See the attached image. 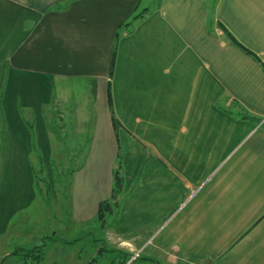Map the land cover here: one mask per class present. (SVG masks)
I'll return each instance as SVG.
<instances>
[{
  "label": "crops",
  "instance_id": "1",
  "mask_svg": "<svg viewBox=\"0 0 264 264\" xmlns=\"http://www.w3.org/2000/svg\"><path fill=\"white\" fill-rule=\"evenodd\" d=\"M67 113L92 123L80 143L54 133ZM59 147L85 150L80 233L30 264H264V0H0V239L37 198L30 157L49 175Z\"/></svg>",
  "mask_w": 264,
  "mask_h": 264
},
{
  "label": "rangeland",
  "instance_id": "2",
  "mask_svg": "<svg viewBox=\"0 0 264 264\" xmlns=\"http://www.w3.org/2000/svg\"><path fill=\"white\" fill-rule=\"evenodd\" d=\"M80 89L70 96L71 101L77 99L78 96H84V91ZM67 114L61 124L56 119H53L56 121L52 126L54 133L58 137L60 134L67 135L65 142H69V140L76 142L78 140V143H80L81 136L77 134L88 133L87 126H91L92 123L90 124V119L84 121L83 125L82 123H74V120L71 121V118H69L71 115ZM81 118L82 116L80 115ZM85 125L87 126L80 130V127ZM72 128L74 129L71 130ZM59 145L53 138L52 146L58 147ZM60 147V150L58 149L56 152L57 155H54L52 151L51 156L48 157V163L52 164V173L49 175L46 174L44 169V156L34 155L30 157L34 177L33 185L37 198L30 208L22 209L16 214L11 222L9 232L1 237L0 264H30L31 257L27 258L24 253L16 254V247L27 248V250L33 249L36 244H41V237L51 235L53 231L56 232L55 234H57L58 238L68 237L73 233H80V225H74L68 219L70 214L68 212L70 210L72 182H74L75 174L80 167V162L83 159L82 154L85 150L82 149L78 153V149L74 148L75 151L62 150ZM110 217L106 215L105 221L96 218L95 222L97 225L95 224L94 229H101L103 226L113 224L114 221H111ZM69 238L72 239V237ZM89 243L90 239L86 236L81 244V246H84L83 254L85 259L90 254L91 246ZM102 245V241L99 240L98 247L102 248ZM76 247L78 246L72 247L70 251L76 253L78 251ZM7 252L9 254L5 255ZM99 254L96 257V262L92 264H109L112 258L115 257V253L105 249Z\"/></svg>",
  "mask_w": 264,
  "mask_h": 264
},
{
  "label": "trees",
  "instance_id": "3",
  "mask_svg": "<svg viewBox=\"0 0 264 264\" xmlns=\"http://www.w3.org/2000/svg\"><path fill=\"white\" fill-rule=\"evenodd\" d=\"M142 13L139 12L135 15L134 18H137L138 16H141ZM227 36L228 38H230L231 40L233 41H236L232 35H230V33H227ZM237 43V42H236ZM246 52L250 53L247 49L243 48ZM252 54V53H250ZM113 65H114V57L112 58L111 60V70H113ZM108 101H109V105H110V109L112 108V103H111V96H109L108 98ZM112 120H113V125L115 128H117L119 126V122L116 120V118L114 117V114H113V111H112ZM115 185H114V189H113V193L111 195V199L109 200H104L100 203L99 205V209H98V218L100 220H104L105 221V217L106 215H110L112 214V212L114 211V209L116 207H118L119 205V199H118V192L120 191V186H121V178L119 177L117 171H115ZM50 237H43L41 239V244L39 245H35V247L33 249H19L18 250V253H24L25 256L27 258H30L31 257V260L33 261H39L41 258H42V255H43V250L44 248L46 247L47 245V241L49 240ZM23 250V251H21ZM30 253V255H29ZM122 264H124V260L122 261Z\"/></svg>",
  "mask_w": 264,
  "mask_h": 264
},
{
  "label": "built area",
  "instance_id": "4",
  "mask_svg": "<svg viewBox=\"0 0 264 264\" xmlns=\"http://www.w3.org/2000/svg\"><path fill=\"white\" fill-rule=\"evenodd\" d=\"M137 256H138V252L135 253V254L132 256V258H131L130 260L134 259V258L137 257Z\"/></svg>",
  "mask_w": 264,
  "mask_h": 264
}]
</instances>
